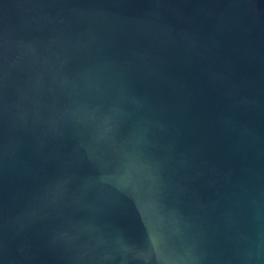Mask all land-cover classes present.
Masks as SVG:
<instances>
[{
  "label": "water",
  "instance_id": "1",
  "mask_svg": "<svg viewBox=\"0 0 264 264\" xmlns=\"http://www.w3.org/2000/svg\"><path fill=\"white\" fill-rule=\"evenodd\" d=\"M0 264H264V0H0Z\"/></svg>",
  "mask_w": 264,
  "mask_h": 264
}]
</instances>
